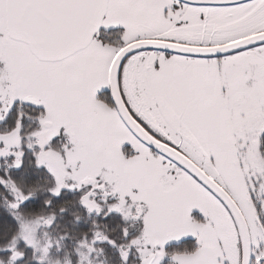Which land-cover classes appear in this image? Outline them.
Wrapping results in <instances>:
<instances>
[{
  "label": "snow or ice",
  "instance_id": "obj_1",
  "mask_svg": "<svg viewBox=\"0 0 264 264\" xmlns=\"http://www.w3.org/2000/svg\"><path fill=\"white\" fill-rule=\"evenodd\" d=\"M0 264H264V0H0Z\"/></svg>",
  "mask_w": 264,
  "mask_h": 264
}]
</instances>
